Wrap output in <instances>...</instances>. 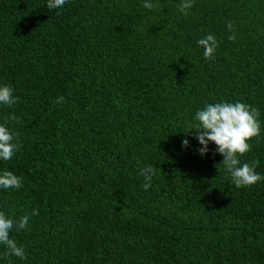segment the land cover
I'll return each instance as SVG.
<instances>
[{
  "label": "trees",
  "instance_id": "obj_1",
  "mask_svg": "<svg viewBox=\"0 0 264 264\" xmlns=\"http://www.w3.org/2000/svg\"><path fill=\"white\" fill-rule=\"evenodd\" d=\"M181 2L0 0V84L17 97L0 123L20 145L0 170L24 182L0 189V212L39 213L13 234L27 261L0 245V264H264V0H194L188 16ZM220 100L259 111L239 159L262 179L247 187L184 132Z\"/></svg>",
  "mask_w": 264,
  "mask_h": 264
},
{
  "label": "clouds",
  "instance_id": "obj_2",
  "mask_svg": "<svg viewBox=\"0 0 264 264\" xmlns=\"http://www.w3.org/2000/svg\"><path fill=\"white\" fill-rule=\"evenodd\" d=\"M193 2L194 0H182L179 11L185 16L190 15ZM71 3L72 0H47V8L62 13ZM143 6L144 8L152 7L146 3ZM226 27L231 33L228 39L235 40L236 33L232 21H227ZM218 43L212 33H207L196 41V44L202 48V56L205 59L214 58ZM13 91L10 85L0 84V105H12L16 102L17 97L13 95ZM57 103L63 104L64 100L60 99ZM258 117L259 111L256 107L240 100L206 102L195 111L184 132L188 135H195L198 143L202 145L198 148L201 155L209 151L210 143H214L215 151L222 156V162L219 164H222L224 170L230 175L231 182L236 187H247L262 179L261 174L255 170L256 161L241 163L239 159L240 155L250 150L251 145L248 141L261 131V121ZM7 119H15L14 114H9ZM189 143V140L184 138L181 141V147L187 149ZM19 146L14 132L7 123H0V160L11 159ZM139 174L145 178V181H149L155 174V169L151 164L145 165L139 170ZM23 183V180L11 170H0V189L14 188L19 191ZM149 186L148 182L142 185L145 190ZM38 216V212H33L18 221L0 212V245L7 250L2 259L16 257L21 261H27L26 249L16 242L13 234L28 231L31 221Z\"/></svg>",
  "mask_w": 264,
  "mask_h": 264
}]
</instances>
